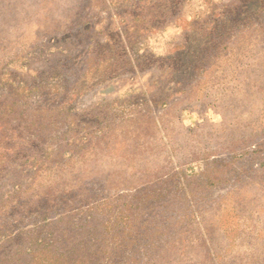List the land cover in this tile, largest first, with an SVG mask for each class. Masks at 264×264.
<instances>
[{"label":"rangeland","instance_id":"374dc122","mask_svg":"<svg viewBox=\"0 0 264 264\" xmlns=\"http://www.w3.org/2000/svg\"><path fill=\"white\" fill-rule=\"evenodd\" d=\"M0 264H264V0H0Z\"/></svg>","mask_w":264,"mask_h":264}]
</instances>
